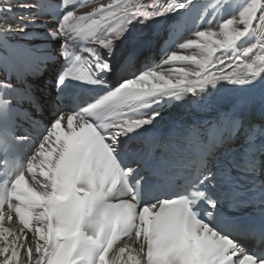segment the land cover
<instances>
[{"label": "snow or ice", "instance_id": "6c2138e0", "mask_svg": "<svg viewBox=\"0 0 264 264\" xmlns=\"http://www.w3.org/2000/svg\"><path fill=\"white\" fill-rule=\"evenodd\" d=\"M52 4L0 9L53 15L44 35L60 42L57 51L0 40L8 51L0 62L27 60L52 88L45 96L0 80V264H21V249L26 264H264V0H109L81 15L82 0ZM198 5L213 19L178 45L198 54L165 49L159 64L139 66L153 37L136 25L166 18L172 35ZM177 62L196 67L163 70ZM187 97L214 119L151 135L163 106ZM46 110V119L34 115ZM22 122L34 135L18 134ZM181 142L177 172L156 151ZM14 221L18 230L5 226ZM124 239L131 243L111 258Z\"/></svg>", "mask_w": 264, "mask_h": 264}, {"label": "bare ground", "instance_id": "6f19581e", "mask_svg": "<svg viewBox=\"0 0 264 264\" xmlns=\"http://www.w3.org/2000/svg\"><path fill=\"white\" fill-rule=\"evenodd\" d=\"M6 1L7 0H0V9H3L4 6L6 5ZM1 12V11H0ZM2 13V12H1ZM19 16V15H18ZM214 30H218V25H216L214 28ZM194 38V37H193ZM184 42V41H183ZM175 51L179 54H183V55H197L198 54V49H196L195 47L189 48V49H180L179 47H177L175 49ZM183 66H179V67H184V68H188V69H194L196 66L190 62H183ZM176 66L175 63L170 64V65H164L163 66V70L167 71L169 68H179ZM6 227H12L15 229H19V227H17L14 223L12 224H5ZM31 236V234H29ZM21 264H26V256L24 253V250L21 249Z\"/></svg>", "mask_w": 264, "mask_h": 264}, {"label": "rangeland", "instance_id": "374dc122", "mask_svg": "<svg viewBox=\"0 0 264 264\" xmlns=\"http://www.w3.org/2000/svg\"><path fill=\"white\" fill-rule=\"evenodd\" d=\"M194 37V35L191 37V38H193ZM191 38H189V39H191ZM195 38V37H194Z\"/></svg>", "mask_w": 264, "mask_h": 264}]
</instances>
